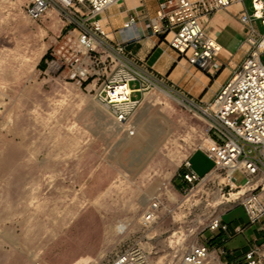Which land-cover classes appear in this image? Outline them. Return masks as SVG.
Segmentation results:
<instances>
[{"label": "rangeland", "instance_id": "1", "mask_svg": "<svg viewBox=\"0 0 264 264\" xmlns=\"http://www.w3.org/2000/svg\"><path fill=\"white\" fill-rule=\"evenodd\" d=\"M245 6L252 14L250 0ZM64 25L54 10L34 21L19 2L0 5V264H110L129 248L147 264H175L194 244L223 248L212 244L220 230L210 222L235 205L236 190H221L222 180L181 189L184 162L205 145L207 122L172 89L160 87L181 102L148 88L132 95L140 102L131 122L148 110L157 140L127 146L138 130L130 134L128 123L119 131L88 82L80 88L50 68ZM256 25L264 35L262 21ZM190 161L200 175L212 166L201 151ZM217 194L225 205L216 206ZM154 202L156 216L147 221ZM223 221L248 223L242 206ZM258 227L247 226L225 247L247 248Z\"/></svg>", "mask_w": 264, "mask_h": 264}, {"label": "built area", "instance_id": "2", "mask_svg": "<svg viewBox=\"0 0 264 264\" xmlns=\"http://www.w3.org/2000/svg\"><path fill=\"white\" fill-rule=\"evenodd\" d=\"M118 1L0 0V5L19 2L26 15L34 21L50 10L62 17L65 25L50 49V68L61 71L67 80L80 88L88 82L87 88L92 86L91 90L109 106L112 116L127 125L140 102L132 99V95L167 85L163 79L146 70L127 49V40L118 42L109 36L101 15ZM246 1L164 0L151 21L152 31L165 38L170 36V47L198 69L218 68L217 57L221 46L206 34L202 19L234 3L245 5ZM250 1L253 13L249 14L245 6L240 15V21L250 29L243 43L249 46V50L241 67L214 101L203 104L183 96L188 106L208 124L206 143L197 150L203 151L213 161V167L201 176L192 168L188 157L184 162L185 172L180 176L184 191L193 190L210 180H222L224 187L221 190H236L234 206H243L250 224L259 225L264 231V35L260 34L256 25L257 20L264 25V0ZM135 23L136 18L131 16L124 27L129 29ZM132 83H139L140 86L131 88ZM117 84L130 88L129 95L120 101L113 100L110 95V91L115 93L112 86ZM128 131L133 134L130 129ZM236 172L245 177L244 183H238ZM226 200L230 202V198ZM157 207L156 202L150 206L145 216L147 221L154 220ZM223 214L211 220L212 231H227ZM212 253L222 264H227L222 256L225 249L212 251L208 242L197 243L184 250L175 264H208ZM244 257L247 264H264V243L252 242ZM110 264L147 263L142 252L129 248Z\"/></svg>", "mask_w": 264, "mask_h": 264}, {"label": "crops", "instance_id": "3", "mask_svg": "<svg viewBox=\"0 0 264 264\" xmlns=\"http://www.w3.org/2000/svg\"><path fill=\"white\" fill-rule=\"evenodd\" d=\"M162 1L164 0H119L101 15V21L114 41L127 40V49L146 70L165 81L167 85L165 88L172 89L181 97L187 96L197 102L202 101L203 104L210 103L215 100L247 57L249 46L243 43L250 34V29L240 21L245 5L234 3L227 9L219 10L212 16L202 19L206 34L221 46L217 57L219 67H209L206 71H202L170 47L168 43L170 36L165 38L164 35L153 33L151 21L155 19ZM131 16L136 18V23L133 27L126 29L124 25ZM195 152L190 155V158ZM201 152L206 156L203 151ZM212 167L213 161L212 166L206 169L203 175ZM235 207L237 206H232L225 213ZM247 220L245 227L235 226L234 228H230L223 221L227 225V231L220 230L218 234L215 233L216 237L212 244L222 245L225 249L223 259L227 264H247L244 254L249 250L252 242H257L264 236V231L258 227L253 237L248 239L247 248L227 249L225 243L228 240L244 232L247 226H251L248 216Z\"/></svg>", "mask_w": 264, "mask_h": 264}, {"label": "bare ground", "instance_id": "4", "mask_svg": "<svg viewBox=\"0 0 264 264\" xmlns=\"http://www.w3.org/2000/svg\"><path fill=\"white\" fill-rule=\"evenodd\" d=\"M50 11H52V10H50ZM48 20H50V19H48ZM262 48H264V43L262 44ZM157 88H158V91L161 94L165 95L166 97H168L170 99H173L175 101L181 102L180 99L176 98L175 96H173L169 92L165 91L164 89H162L160 87H157ZM112 89L115 91V93H112L110 91V95L113 98V100H117V101H120V100L124 99L130 93V88L128 86L123 85V84L122 85L121 84L114 85V86H112ZM108 108H109L108 105H104V110L105 111H107ZM146 112L138 115V118L136 119V121L130 122V125H129L130 131L133 128L137 129L138 130V136L136 138H128V140L126 142L127 146H139L142 141H147L149 144H153L154 142H156V140H157L156 138H157L159 130L157 129V125L154 122L151 121L152 119L150 120L149 115ZM113 121H114V119H113ZM113 126L116 127L119 131H120V129H123V128L126 127L125 124H121L116 119L113 122ZM133 134H134V132H133ZM162 186L165 187V192L169 195V197L171 199L175 200L176 197L170 191V189L166 186V183H162ZM215 199H216V202H217L216 206H218V207H221V206L225 205V203H226L225 201H223L220 198L219 194H217ZM214 261H216L215 260V255L211 254L208 263H213ZM216 262H217V264H220L218 261H216Z\"/></svg>", "mask_w": 264, "mask_h": 264}]
</instances>
